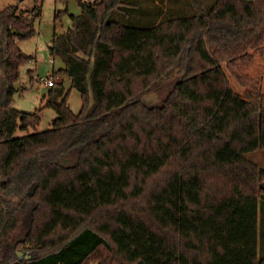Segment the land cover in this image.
Returning a JSON list of instances; mask_svg holds the SVG:
<instances>
[{
  "label": "trees",
  "instance_id": "1",
  "mask_svg": "<svg viewBox=\"0 0 264 264\" xmlns=\"http://www.w3.org/2000/svg\"><path fill=\"white\" fill-rule=\"evenodd\" d=\"M79 2L51 51L82 108L56 82L53 126L21 137L41 121L12 101L42 6L0 9V264H264V167L247 156L264 149V0L151 27L111 21L120 0Z\"/></svg>",
  "mask_w": 264,
  "mask_h": 264
},
{
  "label": "rangeland",
  "instance_id": "2",
  "mask_svg": "<svg viewBox=\"0 0 264 264\" xmlns=\"http://www.w3.org/2000/svg\"><path fill=\"white\" fill-rule=\"evenodd\" d=\"M214 2L215 0H120L113 9L110 20L126 25L151 27L171 19L194 16L209 10ZM11 4L16 5L19 12L26 11L27 15L36 10L37 6H42L41 15L35 22L37 33L19 42L22 50L33 58L22 63L20 67L18 82L20 86H16L17 91L12 101L14 108L25 112L33 113L40 110L41 121L36 129L18 128L15 136L21 137L27 133L51 128L53 120L58 116L54 108L46 106L51 88L46 86L42 79L66 65L63 58L52 54L51 45L54 34H62L71 28L73 16L80 15L83 12V6L78 0H0V9ZM59 12H63L61 17L58 16ZM187 68V60L179 63L170 76L163 79L159 88L152 92L156 91L163 100L174 82L185 73ZM68 78L65 79L64 85L66 92L70 90L69 103L71 109L79 113L83 104L81 92L70 86ZM247 156L264 167V149L249 152ZM12 235L15 240L22 239L23 226L18 227ZM259 256H264V209L260 212ZM92 264L98 263L92 262Z\"/></svg>",
  "mask_w": 264,
  "mask_h": 264
},
{
  "label": "water",
  "instance_id": "3",
  "mask_svg": "<svg viewBox=\"0 0 264 264\" xmlns=\"http://www.w3.org/2000/svg\"><path fill=\"white\" fill-rule=\"evenodd\" d=\"M17 87L20 86L19 83H17L16 85ZM142 102L143 104L148 107V108H153L157 105H160L162 103V100L160 99V97L158 96V93L155 91V92H152V93H149V94H146L142 97ZM23 251H19V255L20 256H23Z\"/></svg>",
  "mask_w": 264,
  "mask_h": 264
},
{
  "label": "built area",
  "instance_id": "4",
  "mask_svg": "<svg viewBox=\"0 0 264 264\" xmlns=\"http://www.w3.org/2000/svg\"><path fill=\"white\" fill-rule=\"evenodd\" d=\"M82 3L85 4H91V3H95L97 1H101V0H79ZM44 81L45 84H47L49 87L53 86L56 83V76L54 74L49 75L47 78L42 79Z\"/></svg>",
  "mask_w": 264,
  "mask_h": 264
},
{
  "label": "crops",
  "instance_id": "5",
  "mask_svg": "<svg viewBox=\"0 0 264 264\" xmlns=\"http://www.w3.org/2000/svg\"><path fill=\"white\" fill-rule=\"evenodd\" d=\"M64 67V66H63ZM55 71V70H54ZM51 75V74H50ZM56 76V82L57 83H61V82H65V79H67L66 78V76H64V75H62V74H57V75H55ZM68 82H69V84H70V86H71V79L70 78H68ZM46 86H48L47 84H45ZM51 88V87H50Z\"/></svg>",
  "mask_w": 264,
  "mask_h": 264
}]
</instances>
